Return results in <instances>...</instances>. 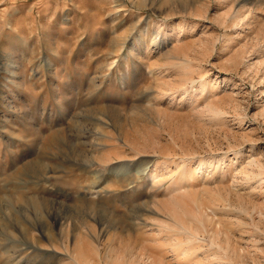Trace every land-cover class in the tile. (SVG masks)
Instances as JSON below:
<instances>
[{
    "label": "rangeland",
    "instance_id": "1",
    "mask_svg": "<svg viewBox=\"0 0 264 264\" xmlns=\"http://www.w3.org/2000/svg\"><path fill=\"white\" fill-rule=\"evenodd\" d=\"M0 264H264V0H0Z\"/></svg>",
    "mask_w": 264,
    "mask_h": 264
},
{
    "label": "bare ground",
    "instance_id": "2",
    "mask_svg": "<svg viewBox=\"0 0 264 264\" xmlns=\"http://www.w3.org/2000/svg\"><path fill=\"white\" fill-rule=\"evenodd\" d=\"M199 172H201V170L199 171ZM161 176V175H160ZM159 177V176H158ZM157 178V177H156ZM160 178V177H159ZM161 179V178H160ZM186 252H182V256L185 254ZM185 256V255H184Z\"/></svg>",
    "mask_w": 264,
    "mask_h": 264
}]
</instances>
